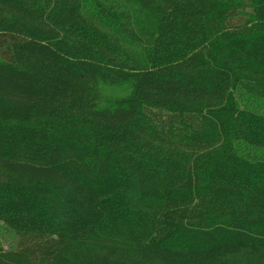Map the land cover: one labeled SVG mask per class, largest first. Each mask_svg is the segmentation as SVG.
<instances>
[{
  "label": "trees",
  "instance_id": "1",
  "mask_svg": "<svg viewBox=\"0 0 264 264\" xmlns=\"http://www.w3.org/2000/svg\"><path fill=\"white\" fill-rule=\"evenodd\" d=\"M0 221V264H264V0H0Z\"/></svg>",
  "mask_w": 264,
  "mask_h": 264
},
{
  "label": "rangeland",
  "instance_id": "2",
  "mask_svg": "<svg viewBox=\"0 0 264 264\" xmlns=\"http://www.w3.org/2000/svg\"><path fill=\"white\" fill-rule=\"evenodd\" d=\"M104 92L109 96H121L126 93L127 88L114 87V86H102ZM19 238L17 234L0 221V247L5 250L15 249L18 245Z\"/></svg>",
  "mask_w": 264,
  "mask_h": 264
}]
</instances>
